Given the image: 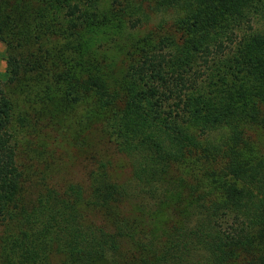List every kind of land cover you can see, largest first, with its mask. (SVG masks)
<instances>
[{
	"label": "trees",
	"instance_id": "16d2710c",
	"mask_svg": "<svg viewBox=\"0 0 264 264\" xmlns=\"http://www.w3.org/2000/svg\"><path fill=\"white\" fill-rule=\"evenodd\" d=\"M125 5L38 0L30 13L0 0L8 83L30 73L73 105L92 98L134 181L118 183L100 158L88 190L33 186L0 86V264H264V152L252 135L264 129V30L254 25L264 0H155L169 19L133 42L121 80L111 82L101 60L79 62L84 33L149 22ZM135 198L142 211L169 205L178 220L151 237L119 212Z\"/></svg>",
	"mask_w": 264,
	"mask_h": 264
},
{
	"label": "rangeland",
	"instance_id": "374dc122",
	"mask_svg": "<svg viewBox=\"0 0 264 264\" xmlns=\"http://www.w3.org/2000/svg\"><path fill=\"white\" fill-rule=\"evenodd\" d=\"M5 1L9 9L16 12L28 10L30 13L38 3V0ZM123 2L126 3L125 13L135 10L137 14L145 12L149 22L136 31L124 25L119 27L117 23L87 30L79 61L87 62L90 57L101 60L99 68L111 82L121 80L129 52L135 46L133 42L156 32L154 27L160 20L169 19L155 13V0ZM254 25L256 30H264V18H256ZM7 60V46L0 41V86L14 105L11 131L15 135L19 161L33 186L64 188L78 184L88 190L90 171L100 158L112 162L111 173L118 183L126 186L134 184L130 161L118 154L109 143L102 126L105 114L96 107L92 98L73 105L62 98L61 90L51 80H42L30 73L18 83L9 84ZM252 135L258 152H264V129L257 128ZM215 136L220 137L221 133ZM141 202L135 198L130 206L121 207L119 212L130 219L136 218L151 237L165 234L169 226L178 220L169 205L142 211L139 207ZM89 214L93 219L101 220L97 211L89 208ZM55 264L60 263L56 261Z\"/></svg>",
	"mask_w": 264,
	"mask_h": 264
}]
</instances>
